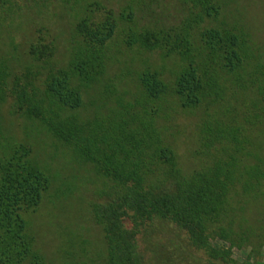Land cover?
Masks as SVG:
<instances>
[{
	"label": "trees",
	"instance_id": "obj_1",
	"mask_svg": "<svg viewBox=\"0 0 264 264\" xmlns=\"http://www.w3.org/2000/svg\"><path fill=\"white\" fill-rule=\"evenodd\" d=\"M104 1L0 0V264H50L23 214L51 176L29 140L8 134L9 96L10 114L110 182L89 206L103 239L90 264H234L233 247L261 249L264 210L258 227L238 216L264 205V63L250 66L246 34L220 23V0H177L171 18L151 2L116 11ZM53 3L71 21L64 65L42 21ZM32 14L39 26L20 56L15 39ZM118 34L179 69L167 80L144 66L133 90L117 89L105 79Z\"/></svg>",
	"mask_w": 264,
	"mask_h": 264
},
{
	"label": "rangeland",
	"instance_id": "obj_2",
	"mask_svg": "<svg viewBox=\"0 0 264 264\" xmlns=\"http://www.w3.org/2000/svg\"><path fill=\"white\" fill-rule=\"evenodd\" d=\"M220 1V23L243 30L252 56L250 66L263 64L264 0ZM127 2L130 0H105L104 4L117 11ZM147 2H151L152 8L162 12L166 18L172 17L178 4L177 0H136L139 7L144 3L148 6ZM49 8L51 10L48 12V20L42 21L50 27L49 36L55 45L53 60L56 64L64 65L66 48L71 39V21L65 12L56 8V3L51 4ZM38 22L37 14H32L29 21L24 20V25L15 39L18 55L24 54L36 27L39 26ZM4 50L0 44V51L3 53ZM177 64L176 59L161 56L157 52L150 55L137 54L135 50L124 45L118 34L111 51L110 66L105 80L114 84L117 89L133 90L137 73L142 67L151 66L153 69H159L164 78L170 80L173 72L180 67ZM18 68L19 66L14 67L15 72L19 70ZM11 100L12 97L9 96L1 110L8 134L19 140H29L33 154L47 167L51 176L49 188L43 194L40 204L35 210L23 214L27 221V229L34 237L36 248L50 264L82 262L86 256L96 259L97 253L103 248V239L101 229L89 214V206L101 197L110 182L98 175L92 164L81 161L69 147L53 136L36 131L24 119L10 114ZM191 162L192 160H186L187 164L183 163V166L190 168ZM245 208L246 211L244 213L240 211L238 216L248 217L249 223L258 227L264 210L263 202L246 204ZM250 210L259 215L258 221L248 214L251 213ZM254 246L243 244L241 248L233 247L234 264H264V247L257 249V246ZM83 262L90 264L88 258ZM189 263L191 264V261Z\"/></svg>",
	"mask_w": 264,
	"mask_h": 264
}]
</instances>
